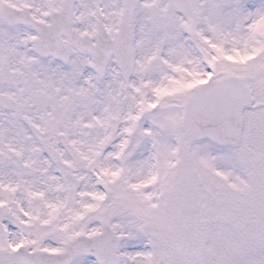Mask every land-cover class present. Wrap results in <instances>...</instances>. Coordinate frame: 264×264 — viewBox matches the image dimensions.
Listing matches in <instances>:
<instances>
[{
    "label": "snow or ice",
    "instance_id": "1",
    "mask_svg": "<svg viewBox=\"0 0 264 264\" xmlns=\"http://www.w3.org/2000/svg\"><path fill=\"white\" fill-rule=\"evenodd\" d=\"M0 264H264V0H0Z\"/></svg>",
    "mask_w": 264,
    "mask_h": 264
}]
</instances>
